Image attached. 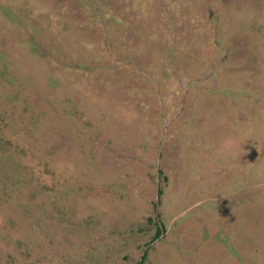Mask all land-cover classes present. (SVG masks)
I'll return each instance as SVG.
<instances>
[{
    "label": "rangeland",
    "instance_id": "rangeland-1",
    "mask_svg": "<svg viewBox=\"0 0 264 264\" xmlns=\"http://www.w3.org/2000/svg\"><path fill=\"white\" fill-rule=\"evenodd\" d=\"M0 264H264V0H0Z\"/></svg>",
    "mask_w": 264,
    "mask_h": 264
}]
</instances>
